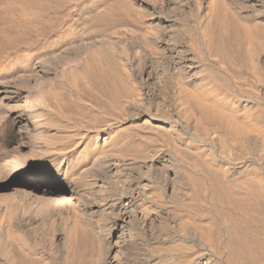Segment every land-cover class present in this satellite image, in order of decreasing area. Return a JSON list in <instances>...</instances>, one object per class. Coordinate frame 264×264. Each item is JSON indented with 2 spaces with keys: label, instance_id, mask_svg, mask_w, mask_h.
<instances>
[{
  "label": "bare ground",
  "instance_id": "bare-ground-1",
  "mask_svg": "<svg viewBox=\"0 0 264 264\" xmlns=\"http://www.w3.org/2000/svg\"><path fill=\"white\" fill-rule=\"evenodd\" d=\"M116 1L111 0L110 2L106 0L105 2L106 4H109L107 2L114 3ZM126 1L127 3H131L130 5L132 6L133 12L136 13L141 23L147 27L148 31H144L146 33L142 32L145 34L144 38L138 37L139 34H137L138 36H131L124 40L122 38V40L117 39L118 41L115 40L116 38L114 39L115 41H111V39L108 38V41H103L102 43L94 46L92 49H90V45H86L89 47L87 52L84 53L81 49V53L78 55L75 54V57L68 58L67 56L65 61H63L64 64L61 66L59 65V68L56 69V73L51 76L52 78L48 77L51 74H48L49 72L47 73L46 68V74L44 75H46L49 80L46 78V76H44L45 78L42 77L43 80L46 79L47 81V83L45 82L46 85L42 83V86H45L46 88L45 90L42 89L38 92L37 90L34 91L36 93L34 95L32 94L33 96L28 93L31 90H27L28 92L26 91L29 95L28 96L24 93V88L22 90L23 92L21 89H18L17 86L20 82H15L18 81L17 77L15 81H13L14 79L9 80L6 78V80H3L4 82L0 81L2 82L0 83L1 107L16 110V108L19 106L21 110H25L27 109V104H32L34 106L40 107L42 112L37 113L31 117V119L27 120H23L20 116L21 114H18L17 112H11L10 114V121L16 130L14 139H16L17 145L15 144L16 148L14 149L15 151L13 153L9 151L10 149H8L7 152L0 156V192L10 188L14 189L16 185H20L21 188L16 189L15 195L16 198L21 199L22 204L16 202L11 204V202H9V204H5L3 207H1L0 204V264H72L74 262L73 259L76 260V258L79 256V248H76V250L74 248L73 250V247L70 245L72 240L74 241L77 235L81 236L82 239L84 237L86 238V236H90V238L93 240L96 251V258L92 256L93 260L95 258V262H93V264H156V256L154 257L156 254L153 255V253L156 252L154 251V248H156L158 252L159 250L165 252L171 248L175 249V247V250H177L178 248L176 243H183L185 241L184 234L190 235V237L194 238V240L197 239L196 241H198L201 245L204 243L202 237H199L201 234L196 232L198 234L197 237L195 232L193 233L190 230H185L188 227H181L182 225L180 223L184 224L185 222L183 220V213H181L182 215L179 214L180 212L172 214L167 207L160 206L159 202L153 201L156 200L155 198L150 200V198H147L148 196L146 197L147 192H149V188L151 189V185H155L157 189H155L156 187L154 186V189L149 192L151 193L150 195L154 194L152 193L155 192L154 190H159L158 192L160 196H158V192L156 191L157 197L171 201L172 203L174 202L176 204H184L185 199H194L193 197L196 196L194 195V186L198 185L199 182H197L196 178L193 176L195 178L194 179L191 175V177L194 179L192 180L197 182L196 185L194 184L195 182H193L191 185L190 182L192 180L190 181L191 178L185 174L184 169L180 172L179 169L177 170L174 168L172 162L173 157L170 156L171 153L167 152V150L157 156L158 158L156 161L158 163L150 161L149 163L142 162V158L140 163V157H137L139 159V163L134 161L136 157L131 160H126L125 156V158L118 156L121 151L117 155L115 153V155L112 154L110 156H101V154H104L103 149L106 148L105 142L107 141V138L103 135L96 134L95 138L93 137V149L86 150V155L84 154L82 158L78 159V163L70 162L73 157L71 158L68 155H64V153L62 154L63 149L61 150V148L57 147V145L61 140L66 138L67 133L63 132V130L58 127L59 125H57L58 122L56 123V121L59 118H67V115L73 116L74 119H81L84 117V114L82 115L83 103L81 102L85 100L84 92H86L87 95L90 94L91 96L95 97V100L98 98L97 101L100 100L99 98L103 97L105 99H109V101L112 102H110L111 104L109 109L117 114V117L115 116V118L120 120L118 115H125L127 118H132L133 122L140 127H148L152 125L149 123V120L153 114L156 116L155 118L160 116V118L164 117L167 119L166 125L163 126L165 133L168 132L169 134H176L178 131H180L179 124H181L180 120L183 119L181 117H184L185 126L183 128L184 130H187L192 137V139L190 138V142H186L187 144H185L183 141L179 143V146L184 143L185 147L182 149H184L185 152L194 151L196 153L197 151L195 150L200 149V147L196 145V142L198 141L199 135L202 134V132L205 133L207 130L205 129L206 126L204 127V124L210 122L219 125L222 128V132L216 131V134L213 132L215 134V140L219 146L218 147L217 144H215L218 150L219 148L220 150H226L228 146L231 145V143L233 144L234 141L228 143V140L232 141V139L235 140V142H237V144L243 149H246L247 147L250 148V146L254 144H260V147L262 145V149H264L263 118H259L258 116H254L250 113L252 111L250 110V106L252 105L250 101L246 99H244L245 101L237 100L235 102L234 100L225 101V99L222 101V98L219 99L216 92L214 94V85H212V89L210 85L205 82V78L207 77L201 75L199 72L197 73V70L200 67L198 66V62L193 55V42L192 38L190 37L191 35H189L186 30L188 25L193 22L195 27L194 31L202 37L201 44L212 49L213 52H210L213 54L215 52L217 57L213 54L212 56H215L217 59L213 60L212 63L217 68V75L223 78V80L232 79L230 76L231 67H233L234 62L231 55L232 45L236 50L240 51L242 54V57L240 55V59L243 58L242 60L245 61V66L248 67L254 76L256 75L255 77L264 79V0ZM126 1L123 3H126ZM120 2L122 3L121 0ZM95 3L97 4V2ZM100 5L102 6V4ZM110 6L108 5L107 7ZM102 7L105 8L106 6L104 5ZM132 13L131 15L133 16ZM125 32L127 31L125 30ZM145 42L147 47L144 46ZM71 44L73 45L74 43ZM78 48L79 47H77V49ZM79 49L77 51L80 52ZM73 50L72 55L74 54ZM58 52H60L59 49ZM61 54L62 52L57 55ZM67 54H69V52ZM67 54L65 53L61 56ZM41 63L42 62L39 61L37 63L38 66H40ZM37 64L34 65L37 66ZM38 66L36 68H38ZM53 66L54 67H52V69L56 67L55 65ZM235 67L236 66H234V68ZM247 67H244V69H246L245 71H247ZM49 68L48 71H50ZM52 69L51 71L55 70ZM21 75L19 76L21 77ZM26 79L24 78L23 80L25 81ZM29 79H27V81ZM27 81L25 82L27 83ZM179 82L181 83V88L178 85ZM21 83H23V81ZM225 83H229V81H225ZM228 85H230V83ZM237 86L235 88L236 90ZM241 91L242 90H240V92ZM252 91L261 97L264 96V89L260 84L256 85L255 88H252ZM80 93H84V97H80ZM123 96L126 98V101L121 100ZM87 97L88 96H86V99ZM81 98L82 100H80ZM261 100H263V98ZM154 102H156V105L150 107L149 104H153ZM105 104L108 105V103ZM253 113L257 115V113ZM260 113L259 115L261 116L262 113ZM110 114L111 113H109V115ZM88 118L90 120L92 117ZM67 120L68 119L61 122V125L63 123L68 124ZM133 126L134 125L131 127ZM81 127L83 128L84 126ZM156 127L158 128L160 126L158 125ZM127 128H129V126ZM161 129L162 128H160V130ZM212 129L214 128L212 127ZM218 130L221 131L219 128ZM147 131H149V129ZM147 131L145 130L143 132L147 133ZM114 132L113 134H115ZM108 134H110L109 131ZM133 134L138 135L139 138L141 137L139 135L140 133L138 134L134 132ZM78 136L80 137V135ZM108 136L110 137L111 134ZM118 136V138H120L121 135ZM125 137L123 138L124 140ZM147 137L144 139V141L147 139ZM152 137L153 136L149 137L150 141ZM122 138L120 140L123 142ZM141 138L139 140H141ZM90 140H92V138ZM114 141H116V139H114ZM121 141H119V143ZM200 141L201 140H199V142ZM159 142L160 141H157V143ZM149 143L150 142L148 140L147 144ZM144 144L145 143L143 142V145ZM205 144L206 143H202V145ZM132 146L130 145L129 150L132 149ZM233 147H235V145ZM260 147H258V149H260ZM202 148L204 147H201V149ZM177 149L179 150L180 148ZM104 150L105 152L107 151V149ZM121 150L123 153V149ZM137 150L139 151L140 149L138 148ZM137 150H135L136 153L138 152ZM178 150L175 151L177 153H184V151L178 152ZM216 150L214 149V151ZM218 150L216 153H220V150ZM231 150L232 149H229V152ZM261 150L258 151L260 152ZM236 151L237 150L235 148L234 153ZM246 151L248 152V149ZM77 152L79 153V151ZM199 152H201V150ZM223 152L221 151V154ZM229 152H226L227 155L231 153V157H233L232 152ZM237 152L236 154L233 153V155H238L239 153L237 154ZM122 153L120 155H122ZM130 153H133L132 156H134V154L136 155L134 151H131L128 154ZM197 153L196 156H198V159L200 157L202 159L203 155L201 154L199 157V154L197 155ZM124 154L126 155V153ZM149 154L151 153H148V155ZM182 154L176 155H179L181 159H184L186 156L184 157L183 155L186 153L183 155ZM205 154L207 155L208 153ZM54 155L56 156L55 158ZM47 156H53L54 159L50 164L42 167L41 173L43 176H49L53 178L55 182H58L61 185L60 188H52L45 182L17 179V175L13 177L11 176L16 172L19 173L22 171L28 163L41 161L40 158H45ZM190 156L192 155H188L186 158L189 159ZM128 158L129 157H127V159ZM195 158L196 157H191L190 162L192 163V160ZM49 159L51 158H48V160ZM143 159L145 158L143 157ZM149 159L151 160V158ZM195 160L194 163L196 164ZM209 160L211 159L209 158ZM190 162L188 163L191 165ZM198 164L201 165L203 163L199 162ZM212 164L214 166V163ZM207 165L208 164L206 163L205 167L199 166L198 168L201 169L202 167L203 169H209L211 163L210 166ZM88 166H91L94 170V180L90 182L82 180L80 176L83 173L88 174V172H86V168ZM180 168L182 170L183 167L180 166ZM222 168L223 172H221L222 170L219 171L222 175H220L217 170L215 171L219 174V176L223 177L224 180L222 181L224 182L222 185H220L221 183H218L222 178L220 179L219 176L214 175L215 172L213 170L215 169H213V167L211 168V171L209 170L210 173L207 171L209 177L211 172H214L212 175L215 181L213 183L216 185V189L215 187L213 188V190H215L213 199L215 198L220 203V207L218 208L219 212H224V214L228 213L229 216L226 214L227 218L232 215L229 214L231 209L234 210L233 212L236 211V213H240V216L242 217V214H244L245 211L247 213V207H250V205L253 204H251L253 199L259 202L257 198L262 197V192L264 189L260 185L263 184H260L259 181V184L250 182L249 178H252L253 181L257 178L254 179V176L251 177L246 171V168L244 170L239 168L241 171L232 168ZM203 169L200 171H203ZM250 170H252V168ZM252 171V173H255L254 170ZM184 174L189 179L185 177ZM84 176L86 175L84 174ZM224 183H226L225 185L227 186H225ZM198 187H200V185H198ZM198 187L197 190L199 189ZM224 187H228L229 190ZM227 190L230 192L228 193ZM16 198L9 200L17 201L18 199L16 200ZM18 202L20 201L18 200ZM258 215L254 218H256L259 223H264V215L259 213ZM245 216H247V214ZM234 217L236 216L234 215ZM239 217L237 218L239 219ZM238 219H236L237 222ZM241 219L242 218H240V220ZM228 220H230V218ZM222 222L225 223L224 221ZM237 222L228 221L227 225L225 226L230 231L229 232L227 230L230 233L229 238L231 239H226L230 241L229 244L226 243L227 246L230 245V251L229 247L226 248L228 249L227 252L230 254V258L229 262L225 263L262 264L260 261H262V256H264V236L262 238L263 241L258 240L259 237H257L255 241L254 235L258 233L251 234L253 233L251 232L250 234L251 236L253 235V242L256 243L255 246L253 245L254 248H252L253 246L251 247L250 245L252 242L249 244L248 241L250 235L247 232H249L248 229L250 230V227L247 229V226L249 225H244L246 228H243V230H247L244 232L239 228V225L241 226V224H237ZM239 222L242 223V221ZM206 232L208 231H205L204 233ZM204 233L202 232L203 235ZM207 235L210 237V234ZM209 237L205 239V243L208 240L209 243L212 242V240H210L211 237ZM91 239L90 241H92ZM173 245L176 246L173 247ZM187 245L188 244H186V246ZM90 246H86L88 250H90ZM185 248L186 247H184V249ZM174 251H172V253ZM87 254L89 255V253ZM87 254L85 257L83 256V258H86ZM92 255L95 256V254ZM88 257L90 258V256ZM88 257L85 260V264H91L89 263L90 259H88ZM173 259L176 260V258ZM186 259L188 258H185L184 260L186 261ZM79 260L80 259H78V261ZM180 260L183 259L180 258ZM183 261L180 264L185 263ZM222 261L224 262V260ZM162 262L164 261L162 260ZM176 262L177 264L179 263L178 260ZM176 262L174 264H176ZM225 263H221L220 258H217L216 256L214 257L213 255L212 258L210 257L206 260L202 258L198 261H195L193 264Z\"/></svg>",
  "mask_w": 264,
  "mask_h": 264
},
{
  "label": "rangeland",
  "instance_id": "rangeland-1",
  "mask_svg": "<svg viewBox=\"0 0 264 264\" xmlns=\"http://www.w3.org/2000/svg\"><path fill=\"white\" fill-rule=\"evenodd\" d=\"M101 1H102V3H101ZM105 1L106 0H99V1L98 0H0V81H3L5 78L9 79V80L14 79L13 81H15V79L18 78V81H15V82H20L19 83L20 86L19 85L17 86L18 89H21V91H22L23 88H24L23 91H24V93L26 95H28V93H29L31 96H33L36 93L34 91L37 90V92H38V91H40L42 89L45 90V88H46L45 86H42L43 84L46 85L45 82L47 83L46 79L43 80V78H42V77L46 76V75H44V74H46V72H45L46 68H47V73L49 72L48 74H51L48 77L52 78L51 76H53V74L56 73V69L59 68V65L61 66L62 64H64L63 61H65L67 56H68V58L75 57L76 56L75 54L78 55V54L81 53V49L83 50L82 52H84V53L87 52L89 50V47L86 46V45H90L91 46L90 49H92L97 44H100L103 41L104 42L108 41L107 40L108 38L111 39V41H115L117 39L118 40L119 39L120 40H122V39L124 40L126 38L131 37V36H138L137 34H139L138 37L144 38L145 34H143L142 32H144V31L147 32L148 31L147 27H146V25L141 23V21L138 19L137 15H136V13L133 12L132 6L130 5L131 3H129V2L127 3L126 0H121L122 3L126 1V3H123V4L120 2V0L119 1L118 0L117 1L116 0H112V1H116V2L110 3L111 0H107V1H110V2H107L109 4H106ZM95 2H97V4ZM103 2H105V3H103ZM117 2H119V3H117ZM100 4H102V6L105 5L106 7L104 8ZM97 5H98V8H97ZM108 5L109 6L111 5L110 7L112 9L110 7H107ZM100 7L104 8V9H101ZM100 10H101V12L102 11L103 12L101 13ZM131 13L135 17H133L131 15ZM103 14H105V15H103ZM189 25L193 29H191L189 27ZM189 25L186 28V30L189 33V35H191L190 37L192 38V42H193V45H192L193 55L196 58V61L198 62V66L200 67L197 70V73L199 72V73H201V75H204V76L207 77V78H205V82H207L212 89H213L212 85H214L213 92H214V94L216 92V94L218 95L219 99L222 98L221 99L222 101H224V99H225V101H233L234 100V102L237 101V100L245 101L244 99L250 101V103L252 105V106H250L251 107L250 110H252V111L251 112L249 111V112L251 114H253L254 116H258L259 118H263V122H264V116H263L264 115V96L261 97V96L257 95L254 91H252V88H255L256 85H259V84L262 85L263 89H264V79H262V78L259 79L258 77H255L256 75L254 76V74L248 69V67L245 66V64H244L245 61L242 60L243 58L240 59V55L242 57V54L240 53V51L236 50L235 47L232 45V49H231L232 53H231V55H232L233 61L235 63L233 62V67H231V75L230 76H231V78L233 80L232 79L231 80L230 79L229 80L228 79H224L226 82L229 81L230 85H228L229 83H225L223 78H221L220 76L217 75V68L212 63L213 60L217 59L216 58L217 56L215 55V52L213 54L212 53L213 52L212 49H210L209 47H205L204 45L201 44L202 37H201V35H199L197 32L194 31L195 27H194L193 22H191ZM145 28H146V30H145ZM188 29L192 32V34H191V32ZM125 30L127 32H125ZM146 32H144V33H146ZM125 35H127V36H125ZM95 42H97V43H95ZM71 43H74V44L72 45ZM195 43H196V46H195ZM69 44H71V45H69ZM72 46H73V48H72ZM144 46L147 47L146 42H145ZM74 47H76V48H74ZM77 47L80 48V49L78 48L80 50V52L77 51L78 50ZM58 49H59L60 52H58ZM68 49H69V51H68ZM71 49L72 50L75 49V50H73V53H74L73 55H72V50ZM53 51H54V54H53ZM55 51H57V52H55ZM67 51L69 52V54H67L68 53ZM74 51L78 52V53H75ZM210 51H212V52H210ZM61 52H62V54L66 53L67 55H63V56H61L62 54L61 55H57V54H59ZM195 52H198L199 54L195 53ZM206 52H207V55H206ZM212 54L215 55L216 57L212 56ZM69 55H72V56H69ZM208 60L211 61V62H209ZM39 61L42 62L40 66H38V64H37ZM34 64L35 65L37 64L38 68H36L37 66H35ZM53 65L56 66L55 68H53L55 70L52 69V67H54ZM234 66H236V67L234 68ZM244 67H247V71L248 72L245 71L246 69H244ZM40 68H41L42 71L40 70ZM48 68H49L50 71H51V69L53 71H51V72L48 71ZM43 72H45V73H43ZM250 72H251V74H250ZM21 74H23V75H21ZM41 74H42V76H41ZM19 75H21V77ZM252 75L254 76L255 79L253 78ZM26 77H27V79H29V78L30 79L27 81ZM21 78H22V80H21ZM24 78L26 79L25 81H27V83L23 80ZM46 78H47V76H46ZM218 78H219V82L221 84L218 82ZM47 79L49 80V78H47ZM256 79H259V80H256ZM22 81H23V83H21ZM256 81H258V82H256ZM234 82H235V84H234ZM246 82H248V83H246ZM0 83H2V82H0ZM222 84H224V85H222ZM246 84H247V86H246ZM178 85H179L180 88L182 87L180 82H179ZM37 86H39V87H37ZM232 86H235V87H232ZM236 86H237V90L235 89ZM249 87H251V88H249ZM215 88L218 90L219 93L217 92V90ZM239 89L242 90L243 92L242 91L240 92ZM27 90L28 91L31 90V91L28 92ZM253 90H255V89H253ZM237 91L240 92V93H238ZM222 92H224V93H222ZM84 93H85V97H84ZM84 93H80L81 94L80 97L83 96L86 101H87V99H88V101H90V102L87 101L88 103L85 100L81 101L83 103L82 115L84 114L83 115L84 117H82L81 119L80 118L79 119L78 118L74 119L73 116L67 115L68 116L67 118H64V119H60L59 118L56 121V123L58 122V124H57V125H59L58 127L60 129H62L63 132L67 133L66 138L61 140L58 143V145H57V147H60L61 150L63 149L62 150V154L64 153V155H68L71 158L73 157V159H71L70 162L78 163V159L82 158L84 156V154L86 155V153H87L86 150H88V149L92 150L93 149L92 147H94V144L92 145V143L94 142V138H95L96 134L103 135L104 137L107 138V141L105 142L106 148H104V149H107V151L105 152V150L103 149V151H104L103 153L104 154L103 155L101 154V156H110L112 154L115 155V153L117 155L121 151L118 154V156H122V157L125 156L126 158L125 157L124 158L126 160H131V159H134L136 157L134 159V161L139 163V161H138L139 159L137 157H140V163H141V158H142V162L149 163V161L150 162H157L156 161L157 158H158L157 156H159L162 152H165L167 150V152L171 153L170 156L174 158V159L172 158V162H173L174 168L177 169V170L179 169L180 172L183 171V169H184L185 174H187L188 177L190 176V178H191L190 181L195 177L197 182H199L198 185H200V187H198V185H196L197 182L193 181L195 178L190 182L191 185L193 184V182H195L194 184L199 188L198 190H197L196 186H194L195 189L193 188L195 190L194 191V195H196V196L193 197L194 199H192V198L190 200H186L185 199L184 200V204L183 203L182 204H180V203L176 204L174 202L172 203L171 201H167V200H164V199H162L160 197H157L156 196V191L158 192L159 190H154L155 192H152V193H154L155 195L154 194L150 195L151 193H149V192L152 191L154 189V186H155V185H151V189L149 188V192H147L146 197L148 196L147 198H150V200L151 199L153 200L155 198L156 200H153V201L159 202L160 206L167 207L171 211L172 214H176L177 212H180L179 214L183 213V216H184L183 220L185 222H184V224L180 223L182 225L181 227H184V228L188 227L185 230H190L193 233L195 232V235L197 233L201 234L199 237H202V239L204 240L203 241L204 243H205V239L207 237H209V235H207V234H210V237H211L210 240H212V242L209 243L208 242L209 240L207 239L208 241L206 243L208 245L206 243H205L206 245L204 243H203L204 245L203 244L201 245V244H199L198 241H196L197 239L194 240V238L190 237V235L184 234V239H185L184 242L185 243L184 242L183 243H179V242L176 243L178 249H180V247L183 246V247H181L182 250L181 249L180 250H178V249L175 250L176 249V247H175V249L174 248L169 249L170 251L171 250L172 251L175 250L173 253H172V251L170 253L169 250L165 251V252L159 250V252H158V250L156 248H154L155 249L154 251H156V252L153 253V255L156 254V255H154V257L156 256L155 257L156 258L155 263L156 264H168L170 262L169 264H172V263L174 264L178 260V262H179L178 264H180V263H182V261L185 258H188V259H186V261L185 260L183 261V262H185L183 264H186V263L187 264H193V263H195V261H198L199 259H202V258L204 260H206L207 258H210V257L212 258L213 255H214V257L215 256L217 258L219 257L221 263H225V262L228 263L229 262V258H230V254L227 252L228 249H226V248L229 247V251H230V245L227 246V244H229V242H230V241H228L230 239L229 238L230 237V235H229L230 231L225 226L227 225L228 221L229 222H231V221L237 222L236 219H238L237 217L240 216V213H236V211L233 212L234 210L230 208L231 210H230L229 214H232V215L234 214L236 217H234V215H233V218H232V215H231L230 217L227 218V216H229L228 213L224 214V212H221V211L219 212L218 211L219 210L218 208L220 207V203L215 198L213 199V194L215 195V190H213V188L216 185H214V183H213L215 181L213 179V175L212 174H214V172L216 170H217L218 173H220L219 172L220 170H222L221 172H223V168L222 167H224L225 169L226 168H232V169L240 170L239 168H241L243 166V164H244V166L241 169L244 170L247 166L248 167L250 166L248 170H247L248 167L246 168V171L250 174L251 177L254 176L253 177L254 179L257 178L254 181H253L252 178H249V181L252 182V183H255V184L258 183V181H259L260 184H263V185H260V186H262V188L264 189V187H263L264 186V158H263V156H264L263 155V152H264L263 150L264 149H262L263 146L261 145V147H260V144H258V145L256 144L257 145V147H256V145L254 144L255 147H254V145H252V146H250V148H248V147L246 149L244 148L245 149L244 150L243 148H241L237 144V142H235V140L232 139V141L228 140L229 141L228 143H231V142L234 141L233 144L235 143L234 144L235 147H233L234 145L231 143V145L228 144L230 146H228V148L226 150L225 149L224 150H220V148H219L220 153L219 152L216 153L217 150H218L217 149L218 143L215 140V134L217 132H222V128L219 125H216V124L210 122V123L204 124V127L206 126L205 129H207V130H206L205 133L202 132V134L199 135L198 141L196 142L197 144L195 143L197 146L200 147V149H198V150L199 151L201 150V152H199L198 150H195V151L198 152V153L196 152L197 155L199 154V157H200V155L202 154L203 155L202 159H204V160H202L201 157L198 159V156H196V153L194 151L185 152L184 149H182V148L185 147L184 143H182V145L179 146L180 145L179 143H181L182 141L185 142V144H187L186 142H190L191 139H192L190 133L187 130H184V128H183L185 126L184 117H181L183 119L180 118L181 119L180 120L181 124H179V127H180V131L181 132L178 131L176 134H169L167 131H166L167 133H165L164 128H163V126L166 125V123H167V119H165L164 117L160 118V116H157V118H155L156 116H154L152 114L151 117H150V120H149L150 122L149 123L152 124L153 126L154 125L155 126L153 127L152 125L148 124L150 126H148V127H140L139 125H136L133 122L132 118H129V117L127 118V116H125V115H118V118L120 120L115 118V116L117 114L112 112L111 109H109L110 108V104L112 103L111 101H109V99H105L103 97V98H99L100 100L97 101L98 98H96L97 100H95V97L91 96L90 94L87 95L86 92H84ZM250 93H251V95H250ZM252 95H254V96H252ZM86 96H88L90 99L88 97L86 99ZM249 96L252 97V98H250ZM175 97H176V95H175ZM124 98L125 97L123 96L121 100L126 101V98L125 99ZM254 98H256V99H254ZM262 98H263V100H261ZM80 100H82V98ZM257 100H258V102H257ZM105 103H108V105L105 104ZM89 104L91 105V107H90ZM149 105H150V107L151 106H155L156 102H154L153 104L150 103ZM26 106H27V109H25V110H21V108L18 106L16 108L17 111L15 109H8V108H4V107L0 106V156L3 153L7 152L8 149H10L9 151L13 153L15 151L14 149L16 148V145H17L16 139H14L15 135H16V130H15L14 125H12V123L10 121L11 112H17L18 114H21L20 116L22 117L23 120L31 119V117H33L37 113H42L41 112V108L38 107V106H34L32 104L31 105L27 104ZM1 110H3V111H1ZM6 111L8 112V114H7ZM19 112H22V113H19ZM253 112L257 113V115L254 114ZM93 113H95V114H93ZM109 113H111V114L109 115ZM113 113H114V115H113ZM259 113L261 114V116L259 115ZM69 114H71V113H69ZM88 117H92V118L89 120ZM94 118H95V120H94ZM66 119H68L67 120L68 124L67 123H63L61 125V122H63ZM64 124H66V125H64ZM83 124H85L86 126L83 125ZM157 124L160 126V127H158L159 129L156 127V126H158ZM132 125H134L136 127V129H135L134 126L131 127ZM81 126H84V127L82 128ZM116 126H118V127H116ZM128 126H129V128H127ZM216 126L221 131H219ZM263 126H264V123H263ZM80 127L82 128V132H84V133L81 132V128ZM212 127L214 129H212ZM85 128H86V130H85ZM160 128H162V129L160 130ZM128 129H129V131H128ZM131 129L135 133H138V134L140 133L139 135L141 137L142 136H144V137H142V138L140 137L141 140H139L140 138L138 137V135H136V134L134 135L133 134L134 132ZM148 129H149V131H147ZM208 129L209 130L211 129L210 131H212V132H210ZM142 130L143 131L146 130L147 133L143 132ZM108 131L111 134L110 137L108 136V135H110V134H108ZM136 131H138V132H136ZM77 132L78 133L81 132V133L78 134ZM113 132L115 134H113ZM213 132L214 133L216 132V133L214 134ZM141 133H142V135H141ZM143 133H145V134H143ZM205 134L207 135V138H206ZM75 135H77V136H75ZM78 135H80V137ZM118 135H121L120 138H118L119 137ZM124 135L126 137H128L129 140ZM123 136L125 137V140L123 139L124 138ZM151 136H153V137H152V139L150 141L149 137H151ZM146 137H147V139L144 141V139ZM91 138H92V140H90ZM121 138H122L123 142L120 140ZM211 138H212L213 142L211 141ZM114 139H116V141H114ZM142 139H143V141H142ZM148 140L150 142L149 144H147ZM165 140H166V142H165ZM199 140H201V141L199 142ZM119 141H121L122 143L121 142L119 143ZM157 141H160V142L157 143ZM73 142H74V145H73ZM112 142H114V143H112ZM143 142L145 143L144 145H143ZM201 142L203 144L206 143L205 145L208 148L205 145H202ZM120 144H122V145H120ZM215 144H217V146ZM130 145L131 146L133 145L131 150H129L130 149ZM68 146H70L71 148L68 147ZM134 146H135V149H134ZM81 147H83V148H81ZM176 147L180 148V149L178 150ZM201 147H204V148L201 149ZM238 147L240 148V150H239ZM258 147H260V149H258ZM66 148H68V149H66ZM138 148L140 149L139 151L137 150ZM235 148L238 151V152L236 151L237 154L238 153L239 154L234 156L233 153L235 151ZM121 149H123V153H122ZM212 149H213V151H214V149L215 150L217 149V150L213 152ZM229 149L234 150V151H232V150L230 151V152H232V156L233 157H231V153L229 152ZM247 149H248V152L246 151ZM109 150H111L112 152L109 151ZM124 150H125V152H124ZM126 150H129V151H126ZM135 150H137L138 152L136 153ZM175 150L176 151L178 150V152L179 151H184L183 154H185V153L186 154L189 153V154L183 155L181 152L177 153ZM209 150H211V151H209ZM258 150H261V151L259 152ZM77 151H79V153ZM113 151H114V153H113ZM131 151L132 152L134 151V153H136V155L134 154V156H132L133 153L128 154ZM221 151L222 152L224 151L223 152L224 154L223 153L221 154ZM241 151H243L244 153L241 152ZM204 152L208 153V154L206 155ZM226 152L227 153L229 152L230 154L227 155ZM236 152L234 154H236ZM67 153H69V154H67ZM121 153H122V155H120ZM124 153H126V155ZM148 153H151V154L148 155ZM213 153H214V155H213ZM107 154H109V155H107ZM176 154H179V155L182 154L184 157L185 156L187 157L188 155H192V156L189 157V159H187L185 157L188 160V162L191 161L190 160L191 157H196L195 158L196 160L193 159L192 163H194V160H195L197 165L195 163L192 164L191 162H190L191 163V165H190L184 157H183L184 159H181L180 156L176 155ZM193 154H195V155H193ZM72 155H74V156H72ZM128 155H130V156H128ZM151 155H152L153 158L151 157ZM204 155H205V158H204ZM241 155H243V156H241ZM239 156H241V157H239ZM55 157L56 156L54 155V158ZM77 157H79V158H77ZM127 157H129V158L127 159ZM143 157L145 159H143ZM206 157H207V159H206ZM234 157H236V158H234ZM48 158H51V159L48 160ZM54 158H53V156H49V157L47 156L45 158L44 157L40 158L41 161L30 162V163L27 164V166L22 171H20L19 173L16 172V173H14V175L12 174L11 176L13 177V176L17 175V179H22V180H25V181L33 180L35 182H38V181L45 182L46 184L50 185L52 188H56V189L60 188L61 185L58 182H55L53 180V178H51L49 176H43L42 173H41L42 172V170H41L42 167H44L45 165L50 164L53 161ZM149 158H151V160H153V161H151ZM209 158L211 160H209ZM242 159H243V161H242ZM174 161H176V162H174ZM203 161H207V162H203ZM214 161H216V162H214ZM218 161H219V163H218ZM197 162L198 163L202 162L203 164L207 163L209 166H210V163H211V166H210V168L207 167L209 169H206V168L203 169L201 167V169H203V171H200L201 169L198 168V167L199 166H203V164L200 165ZM212 163H214V166H213ZM216 163H217V165L219 164L218 165L219 169H218ZM205 164H204L203 167H205ZM180 166L183 167L182 170H181ZM90 167L91 166H88L86 168V172H88L89 175L86 174V173H83V174L80 175L82 180L88 181V182L94 180V175H93L94 170H93L92 167L91 168ZM212 167L215 170H213L214 172L213 171L211 172L212 176L209 174L210 177H212V178H210L208 176V172L210 173ZM251 168H252V170L255 171V173H252L253 171L250 170ZM204 170H206V171H204ZM184 172H182V173H184ZM217 172H215L214 175L219 176V174ZM84 174L86 176H84ZM185 174H184V176L187 177ZM191 175H192V177L193 176L194 177L192 178ZM220 175H222V174L220 173ZM82 176H83V178H82ZM259 176H260V178H259ZM84 177H85V179H84ZM219 177H220V179L221 178L222 179L218 183H221L220 185H222L223 182H224L222 180H224V179H223L222 176H219ZM197 178H199V179H197ZM86 179H88V180H86ZM225 184L226 183H224V185ZM225 186H227V185H225ZM20 188H21L20 185H16L14 187V189L10 188V189H6L4 191H1L0 192V204H1V207H3L5 204H9V202H11V204H14L15 202L19 203V204H22L21 199L20 198H16V195H15L16 189H20ZM224 188L228 189V187H224ZM155 189H157V187ZM215 189H216V187H215ZM228 190H227V192L229 193L230 191H228ZM12 191H14V192H12ZM10 194H12V195H10ZM157 194H158V196H160L159 192ZM199 194H200V196H199ZM149 195H150V197H149ZM151 196H152V198H151ZM12 197H13V199L14 198H16V200L18 199L20 202H18V200L17 201L9 200V199H12ZM257 199H258L259 202L255 201L253 199L252 200L253 202H251V204L252 203L253 204L250 205V207H247V209H246V210H248L247 213L245 211V213L242 214V217L241 216L239 217L237 224H241V226L239 225V228L242 231L245 230V229L243 230V228H246L244 225H246V226L249 225V226H247V229L250 227V230L248 229L249 232H247V233L250 236H251V234L258 233V234L254 235V240L256 241L257 237H259L258 240L263 241V239H264L263 238V236H264V233H263L264 232V223L260 222L261 224H263V225H261L258 222V220L256 218H254V217H257L258 213L264 215V190L262 192V197L261 198L258 197ZM248 213H249V215H248ZM226 214H227V216H226ZM246 214H247L248 217L245 216ZM243 216H245V217H243ZM220 217H222V218H220ZM229 218H230V220H228ZM240 218H242L243 220L242 219L240 220ZM221 220L224 221L225 223H223ZM239 221H242V223L239 222ZM180 224H179V226H180ZM185 224L188 225V226H186ZM191 228H193L195 231L193 229H191ZM254 230H256V231H254ZM205 231H208V232L204 233ZM246 231H244V232H246ZM202 232L204 233V235L202 234ZM251 232H253V233H251ZM260 234H262V235H260ZM250 236H249V240L248 241H249V244H250V242H252V244H250L251 247H252L253 245L255 246L256 243L253 242V237H252L253 235L251 237ZM197 237H198V234H197ZM90 239H91L90 236H86V238L84 237L82 239L81 236L77 235L75 240L74 241L72 240L70 245L73 247V250H74V248H75V250H76V248H79V253H78L79 256L77 258L80 259L81 261L83 260L82 262H84V263H82L80 260L78 261V259L76 258L77 261L73 259L74 262L72 264H81V263L85 264V260L87 259L88 256H90V258L88 257V259H90V262L88 260L89 263L93 264V262H95V258H96L95 245H94L93 240L91 239L92 241H90ZM226 239H228V240H226ZM73 243H75V244H73ZM83 244H85V245H83ZM88 244H89V246L91 244V246H90L91 248H89L90 250L87 249V247H89ZM186 244H188V245L186 246ZM176 245H173V247L176 246ZM254 246L252 248H254ZM81 247H83V248H81ZM184 247H186V248L184 249ZM225 249H226V251H225ZM88 251H90V252H88ZM73 253H74V251H73ZM87 253H89V255ZM225 253H227V254H225ZM86 254H87V257L83 258V256L85 257ZM92 254H95V256L92 255ZM92 256L95 257L94 260H93ZM183 257H185V258H183ZM262 257H263L261 259L262 261H260V262H262V264H263L264 263V256H262ZM160 258H162V259H160ZM173 258H176V260H174ZM180 258H182L183 260H180ZM159 259H160V261H159ZM162 260L164 262H162ZM192 260H193V262H192ZM222 260H224V262ZM187 261H189V262H187ZM77 262H79V263H77ZM227 263H225V264H227ZM86 264H88V263H86ZM176 264H177V262H176Z\"/></svg>",
  "mask_w": 264,
  "mask_h": 264
}]
</instances>
